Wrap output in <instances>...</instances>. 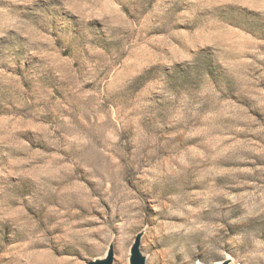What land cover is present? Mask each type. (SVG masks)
I'll use <instances>...</instances> for the list:
<instances>
[{
    "label": "rangeland",
    "instance_id": "374dc122",
    "mask_svg": "<svg viewBox=\"0 0 264 264\" xmlns=\"http://www.w3.org/2000/svg\"><path fill=\"white\" fill-rule=\"evenodd\" d=\"M141 232L147 264H264V0H0V264Z\"/></svg>",
    "mask_w": 264,
    "mask_h": 264
},
{
    "label": "water",
    "instance_id": "95a60500",
    "mask_svg": "<svg viewBox=\"0 0 264 264\" xmlns=\"http://www.w3.org/2000/svg\"><path fill=\"white\" fill-rule=\"evenodd\" d=\"M143 232L139 233L132 245L130 263L131 264H147V256L141 249ZM229 259H226L218 264H229ZM92 264H115V245L111 243L107 254L92 261ZM203 264V263H200Z\"/></svg>",
    "mask_w": 264,
    "mask_h": 264
},
{
    "label": "bare ground",
    "instance_id": "6f19581e",
    "mask_svg": "<svg viewBox=\"0 0 264 264\" xmlns=\"http://www.w3.org/2000/svg\"><path fill=\"white\" fill-rule=\"evenodd\" d=\"M122 243H121V254H120V258H124V255H125V246H126V242L124 240H121Z\"/></svg>",
    "mask_w": 264,
    "mask_h": 264
}]
</instances>
